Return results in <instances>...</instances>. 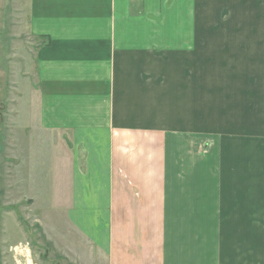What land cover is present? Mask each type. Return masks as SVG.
<instances>
[{
    "label": "crops",
    "instance_id": "1",
    "mask_svg": "<svg viewBox=\"0 0 264 264\" xmlns=\"http://www.w3.org/2000/svg\"><path fill=\"white\" fill-rule=\"evenodd\" d=\"M20 3L29 120L12 158L36 169L56 145L61 249L85 264H264V0Z\"/></svg>",
    "mask_w": 264,
    "mask_h": 264
},
{
    "label": "rangeland",
    "instance_id": "2",
    "mask_svg": "<svg viewBox=\"0 0 264 264\" xmlns=\"http://www.w3.org/2000/svg\"><path fill=\"white\" fill-rule=\"evenodd\" d=\"M15 3L21 6L20 0H0V264H85L84 258L77 263L78 257L68 255L55 241L71 234L63 220L70 212V179L56 175V145L44 147L36 169L29 158H20L21 166L12 158L22 151L13 148L14 125L29 120L23 116L28 45ZM17 106L23 111L18 119ZM25 148L35 150L33 145ZM19 244L28 250L11 253L10 248Z\"/></svg>",
    "mask_w": 264,
    "mask_h": 264
},
{
    "label": "built area",
    "instance_id": "3",
    "mask_svg": "<svg viewBox=\"0 0 264 264\" xmlns=\"http://www.w3.org/2000/svg\"><path fill=\"white\" fill-rule=\"evenodd\" d=\"M23 249H27V247L26 246H24V247H17V248H14V251H16V250H23ZM14 254H16V253H14Z\"/></svg>",
    "mask_w": 264,
    "mask_h": 264
}]
</instances>
